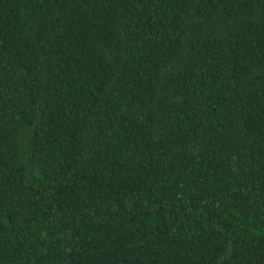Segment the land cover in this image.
Listing matches in <instances>:
<instances>
[{
	"label": "trees",
	"instance_id": "1",
	"mask_svg": "<svg viewBox=\"0 0 264 264\" xmlns=\"http://www.w3.org/2000/svg\"><path fill=\"white\" fill-rule=\"evenodd\" d=\"M0 264H264V0H0Z\"/></svg>",
	"mask_w": 264,
	"mask_h": 264
}]
</instances>
